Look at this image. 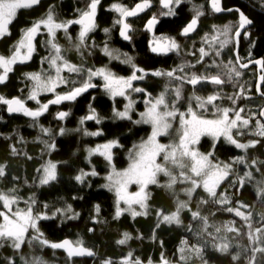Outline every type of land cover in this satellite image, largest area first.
<instances>
[{"label":"trees","instance_id":"1","mask_svg":"<svg viewBox=\"0 0 264 264\" xmlns=\"http://www.w3.org/2000/svg\"><path fill=\"white\" fill-rule=\"evenodd\" d=\"M150 1L153 8L130 22L133 28L132 39L131 42H124L118 38V24L115 23L118 15L111 6L120 4L129 8L138 0H100L97 28L86 40V46L81 51L70 50V41L77 43L76 28L72 27L68 31V44H62L63 38L59 41L63 47V56L84 72L107 68L115 75L129 77L133 70L132 65L143 69L148 74L134 84L135 87L144 89L142 92H134L133 98L139 101L137 110L144 107L141 100H153L160 94L164 95L168 110L180 108V113L186 115L188 107L191 106L204 119H215L219 114L217 109L243 108L242 118L248 119L249 124L245 129H234L231 134L240 143L258 141L255 147L246 151L237 149L222 136L214 139L207 134L202 135L194 146L201 154L211 152L210 160L214 163L232 164L230 174L217 189L218 195H226L230 203H215L202 188L196 189L189 197L185 194V189L191 187L190 182L181 183L179 180L169 188V183L165 182L167 177L161 176L159 184H149L145 188L147 207L140 209L145 214L134 217L130 212H121L117 216L115 196L104 187L110 165L101 156L89 157L88 150L105 142L116 141L119 147L112 150V165L117 170L124 169L128 164L130 150L150 133L148 125L135 122L138 112L135 111L131 119H116L114 109L121 108L122 100H110L100 87L90 89L77 97L64 122L57 120L56 116L61 110L65 111V103L50 107L36 120L23 114L8 117L5 105L0 104V169H3V175H0V193L16 199L14 210L31 208L35 216L47 217L39 219L37 225L39 232L43 234L42 238L49 244L67 239L74 245L81 242L83 247L94 252L91 259H69L57 249L41 245L29 237L19 250L12 247L13 241L10 239H0V264H31L33 261H42L43 264H105L106 261L121 264L129 253L132 254V260L139 259L141 264H158L162 256L171 264H185V261L180 260L179 251L184 246L183 241L188 243L184 253L190 257L187 264H264L262 252H256L255 259H252L253 248L264 247V232H255L256 228H264V194L258 191L264 187V137L256 135L259 131L256 121L260 120L259 111L264 101L254 92L255 69L241 71L236 66L233 43L224 47L218 57L214 49L211 52L206 46L205 49L211 53L207 61L198 62V49L205 37H214L226 26L232 29L230 38L233 36L235 26L239 24L237 13L216 15L209 8L210 0L182 2L173 16L161 18L156 31L157 34L175 37L179 52L156 55L150 52L149 34L145 29L146 22L157 11L155 0ZM88 2L89 0H44L37 9L20 10L12 24L10 35L0 40V56L8 58L22 32L43 18L47 12L54 11L62 20L67 21L84 10ZM192 5L202 6L205 11L198 17L197 31L189 37H183L181 31L191 20ZM222 5L224 9L240 10L252 21L251 28L246 31L247 37L243 35L240 39V60H264V0H222ZM105 46L113 50L118 58L106 56ZM46 54L38 45L29 61L13 65V71L0 84V96L5 99L20 98L28 108L37 110V105L27 99L30 81L26 77L40 71ZM212 57L217 62L214 65ZM128 58H131V63L122 62ZM115 59H120V62ZM229 69L235 71L230 73ZM155 71H174L176 76L179 74L183 79L151 75ZM235 72L240 75L236 76ZM195 73L208 76L219 74L225 82L217 86L208 82H201L195 87L185 84L188 75ZM65 78L69 83L59 88L58 93L69 91L74 86L72 81L76 82L75 86L82 82L80 78L78 81L68 75ZM178 88L179 97L174 92ZM262 92L264 94V87ZM213 94L220 97L214 101L215 107L211 104L206 109L196 107V97L206 99ZM51 99L53 97L50 95H44L39 100L43 104ZM89 106L95 110L99 123L96 120L80 123L82 117L90 114ZM161 110H164L163 107ZM171 122L168 134L160 139L163 143L176 142L182 131L179 116L176 115ZM42 129H47V133ZM241 156L245 158L244 164L233 163L235 158ZM47 161L57 165V179L41 185L40 173ZM252 161L257 162L256 166H251ZM93 170L97 175L85 176L83 183L75 180L77 175L91 173ZM181 171H178L179 175ZM245 172H251L252 176L245 177ZM241 178L244 179L242 187L239 183ZM178 202H186L188 206L179 214L181 223H163L162 215L175 212ZM69 206L71 212L67 211ZM96 206H99L98 213ZM227 207L239 208L249 216L252 228L249 229L248 223L234 212H227ZM193 211H199L201 217H207L209 226L206 231L203 221L192 217ZM228 226L238 231L229 232ZM217 228L220 229L219 232L216 231ZM250 231L260 237L257 244L249 240ZM208 233L212 235L209 236ZM125 234L129 239L124 245L118 244L117 241L124 239ZM223 243L229 245L226 252L218 251L214 247ZM192 245L202 248L201 257H196L189 251ZM233 256L238 259L233 260Z\"/></svg>","mask_w":264,"mask_h":264},{"label":"snow or ice","instance_id":"2","mask_svg":"<svg viewBox=\"0 0 264 264\" xmlns=\"http://www.w3.org/2000/svg\"><path fill=\"white\" fill-rule=\"evenodd\" d=\"M40 0H0V37L9 34V25L12 24L14 19L17 16L18 10L20 9H28L37 4H39ZM182 0H160V4L164 9H167L166 12L163 13L165 16L173 15L172 5L179 6ZM100 3V0H89L84 10L80 11V15L78 19L66 21V22H57L54 19L53 14L50 12L46 19H43L31 27L26 29L23 33L22 38L15 46L13 54L5 58L4 56H0V69L3 70L2 74H0V84L4 83L8 77V74L13 71V65L23 64L29 61L35 51L34 47V39L39 33L41 27L47 30V34L50 37L48 44L50 45V53L49 56L45 58L48 63L49 69L54 70V74L52 71L48 73H31L27 75V79L32 83V88L29 91L28 100L36 101L37 104H40L38 99L39 95L43 93H54V99L49 100L47 103L40 104V107L37 110H31L25 106V102L20 98H12L5 99L0 96V104L7 105V111L9 113H22L24 116L31 117L33 120H36L38 117L43 115L47 110L50 104L59 105L63 102H72L77 99L84 92L88 91L89 88L97 87V85L93 84V77H101L103 79V89L106 93H108L111 97L123 96L126 99V90L132 89L134 92H142L144 89L140 87H133V81L143 80L145 76L148 74L144 72L143 69L132 65L133 73L130 77L125 79L124 77H118L111 71L100 68L98 70H88L87 79L79 84V86H75L76 82L72 81L74 85L69 91L61 94L56 93V89L61 85L67 86L69 81L62 75V71H68L70 73H80V68L75 65L68 63L61 54V48L55 43V35L59 30H63L67 33L68 28L72 24H76L80 26L79 35L77 38L78 43L75 47L79 49H83L86 46V38L88 34L95 30L96 23L95 18L97 15V7ZM151 6L150 0H142L140 3H136L135 6L131 9L124 7L120 4H113L112 10L119 14V19L115 21L116 24L120 25V36L124 40H130L131 37L128 35L130 31V24L126 22L128 17H135L139 13L145 11L147 8ZM211 10L214 13H220L224 11L221 7V0H210ZM239 11V10H237ZM203 15V12L197 11L196 18L191 19L190 23L187 24L186 27L182 30V35H188L190 32L194 31L197 23L198 17ZM158 23V20L155 16H153L148 21V30L152 31L154 25ZM252 21L248 19L243 12L239 14V24L238 28L235 31V37L237 40L241 36V31L245 29L246 25L251 24ZM108 32V29L104 30ZM232 29L228 26L224 28V30L219 34L223 37L220 40L219 49L215 51V55L218 57L221 54V50L228 45L230 42V33ZM245 37H247L248 33L244 32ZM219 39V37H216ZM154 46L151 47L152 52L157 54H167L168 52L176 49L178 45L174 40H171L166 37H161L159 40H155L153 42ZM200 52V60L198 62H203V58L209 55L208 52L205 51V48L201 47L199 49ZM104 54L109 57H113V50H110L107 46L104 48ZM118 58V57H116ZM124 63H131V58H128L124 61ZM215 60L212 61V64H216ZM231 63V62H230ZM256 64L260 65L264 68V60H256ZM242 67H247V64H242ZM211 67V65H209ZM235 71L234 69H229V72ZM137 73H141L137 75ZM153 76H162L166 75L168 77H173L174 72L168 71L167 73H161L159 71L152 72ZM236 76H239V72H235ZM176 79H183L180 76H176ZM231 75H229V79H231ZM260 80L264 82V75H261ZM186 83L191 84L195 87L197 84L201 82H208L213 85H222L224 84V80L221 78L219 74L217 75H196L192 74L189 78L185 80ZM259 88V86H258ZM177 96L179 97V89H177ZM220 99L218 95H209L207 98L196 97L197 104L196 107L200 109H206L207 105L211 104L215 107L214 101ZM147 107L146 111L141 113V119L139 121H135L136 123H144L149 124L152 127L151 135L145 142L140 143L135 146V149L129 153V166L124 171H116L115 168L112 169V172L106 177L108 183L104 185V187L108 188L109 191H114L117 201V212L116 215L119 216L121 210L119 208V204L123 201L125 204L129 206V210H131V206L133 204L139 205L140 209H145L147 196L145 194V188L149 184L157 183V174L163 173L165 176L170 178V182L167 185L169 188L172 185L177 183V177L172 174V172L164 165L157 163V157L163 154V160L168 163L170 162L172 165L178 166L182 171L180 172V177H182L181 183L190 182L191 187L185 189V194L191 197V195L198 188H202L203 192L207 194L208 197L214 199L215 203L219 205H225L230 203L228 197L224 194L218 195L217 189H219L222 182L228 177L230 174L232 164H218L214 163L210 160V156L212 153L201 154L198 152L193 145L197 144L200 137L202 135H210L214 139H218L221 136L228 141L230 144L234 145L235 148L241 150H247L250 147H255L258 141H251L249 143H240L236 139L233 138L231 134V130L233 128L238 127V122H240L243 126H248L249 120L246 118H242L241 113L244 111L243 108L236 110L230 108H222L217 109V112L220 114L217 119H204L201 118L197 114L196 111L193 110L191 106L188 107L187 114L180 115V127L181 133L179 135L178 143L165 145L158 142V137L161 135H166L168 130L171 128L170 120L174 119L176 116L175 109L168 110V105L165 103L164 96L161 95L154 102L146 101ZM163 106L164 110H160V107ZM91 109V106H89ZM132 103L129 102L126 105L125 110L120 112H115V116L120 119H131L129 116V109H131ZM234 113V119H229V113ZM69 113L67 111H60L58 113L57 118L59 120H64ZM259 115L264 117V110L260 111ZM190 117V118H189ZM87 120H96L99 123V119L97 118V114L94 109H91L90 114L81 118L80 123L83 124ZM257 127L259 131L256 135L264 137V123L260 120L256 121ZM45 133H47V129H42ZM61 133H63V129H61ZM88 135H98L100 133H85ZM50 147L54 148V145H50ZM115 147H119V144L116 141H112L109 143H105L97 146L95 149L89 150V155L96 154L102 156L109 165L112 164V149ZM186 158V160H185ZM233 163H245V158L243 156L235 158ZM256 161H252L251 166H256ZM247 166V165H246ZM57 165L55 163H49L43 169V177L40 181L41 184L46 185L51 181H55L57 179L56 173ZM183 169H187L185 172ZM259 170V169H257ZM190 173V174H189ZM0 175H3V169H0ZM87 175L95 176L97 173L93 170L91 173H82L81 175H77L75 180L77 182L83 183L84 177ZM245 177H251V172H245ZM199 178V179H197ZM241 187L244 184V179L241 178L239 181ZM136 184L139 186V191L135 193H130L128 188L130 185ZM261 194H264V187L258 189ZM0 201L3 202V208L7 209L8 212L0 211V218H2V223H0V239H10L13 241L12 247L16 250L21 248V245L24 243L25 234L31 228L36 235L33 236L34 240H37L41 245H47L53 249H63L66 251L69 258L78 257V256H93L94 252L90 249L83 247L81 242H77V245L74 246L73 243L67 239H65L61 243H51L45 239H43V234L39 232V228L37 222L39 219H44L47 217L44 216H34L31 208H27L26 210L16 209L12 210V205L16 203V199L14 197H9L4 194H0ZM207 203L206 200L203 201ZM186 202H178L177 210L169 215H162V222L167 224L175 223L179 225L181 223L179 214L181 210L186 209ZM241 207H245L241 205ZM229 213H235L236 216L241 217L245 222L248 223V228H252V224L249 222V216L245 215L244 212L240 211L239 208L227 207L225 209ZM59 211V210H58ZM68 212H71L72 209L69 206L67 209ZM97 213L99 212V206H96ZM8 213H11L9 215ZM145 214L143 211H132V215L138 216ZM158 215H161L158 213ZM191 215L194 219H201L204 224V230L206 231L208 228V220L207 217H201L199 211L191 212ZM73 218V217H69ZM191 230V228H189ZM217 232L220 231L219 228L216 229ZM227 231H238L237 229L228 226ZM256 233L264 232V228H256ZM211 236V233H208ZM249 240L253 242V244H257L260 240V237L257 235H253L252 232H249ZM129 239L128 235L125 234L124 239L117 241L118 244L124 245L126 241ZM215 239V237H213ZM182 246L179 251L181 253L180 260L187 261L190 259L189 256H186L185 250L188 247L187 241H183ZM217 247L218 251L226 252L229 245L227 243H223ZM192 253L195 254L196 257H201L202 248L197 245H192L189 249ZM262 252L264 253V247H254L253 248V260L255 259V253ZM132 254L129 253L128 257L121 261V264H141L139 259L132 260ZM238 259L237 256H233V260ZM27 264V262H26ZM31 264H43L42 261H33ZM105 264H111L110 261H106ZM161 264H171L170 261L165 257H161Z\"/></svg>","mask_w":264,"mask_h":264},{"label":"rangeland","instance_id":"3","mask_svg":"<svg viewBox=\"0 0 264 264\" xmlns=\"http://www.w3.org/2000/svg\"><path fill=\"white\" fill-rule=\"evenodd\" d=\"M139 1V0H138ZM187 0H182V2H186ZM155 2H156V7H157V11L155 12V15H153V16H155L156 18H157V20H159V18L161 19L162 17H171V16H173L174 14H175V10H176V8L178 7V6H176V5H172L171 7H172V9H173V15H169V16H165V15H163V13L164 12H166L167 11V9H163V8H161L160 7V5H159V2H160V0H155ZM181 2V3H182ZM113 6V5H112ZM112 6H111V8H112ZM122 6H124V7H126L125 5H122ZM114 11V10H113ZM191 11H192V13H191V19H193V18H196V14H197V11H199V12H203L204 13V11H205V9L204 8H202V6H198V5H192L191 6ZM52 14H53V16H54V19L57 21V22H66V21H64V20H62L60 17H59V15L58 14H56V12H54V11H50ZM50 12H47V14H45V16L43 17V18H41L40 20H38V21H36L35 23H37V22H39V21H41V20H43V19H46L47 18V16H48V14L50 13ZM115 12V11H114ZM80 13V12H79ZM115 14H117L118 15V19H119V14L117 13V12H115ZM152 16V17H153ZM151 17V18H152ZM151 18H149V19H151ZM148 19V20H149ZM67 21H70V20H67ZM34 23V24H35ZM148 23V22H147ZM199 24V23H198ZM32 26V25H31ZM30 26V27H31ZM132 26V25H131ZM146 26V25H145ZM119 27H120V25H118V30H119ZM235 31L237 30V28H238V26H235ZM68 30H70V28H68ZM68 30H67V33H65L63 30H59V31H57L56 32V35H55V43L61 48V54H62V56L64 55L63 54V52H62V50H63V47L61 46V43H59V41H60V39H64L63 41V43L62 44H68ZM220 31V30H219ZM223 31V30H222ZM222 31H220L219 32V34L222 32ZM235 31H234V34H235ZM40 33H41V36H40V43H39V47L40 48H42L44 51H46V56L48 57L49 56V53H50V45L48 44V41H49V39H50V37L48 36V34H47V30L46 29H44L43 27H41V29H40V31H39ZM23 33L24 32H22V35H21V37H20V39L22 38V36H23ZM75 33H76V36H78L79 35V33L78 32H76L75 31ZM218 33L217 34H215L214 35V37H212V38H209V37H205L204 38V41L202 42V44L200 45V47H199V49L201 48V47H203V48H206V46H208V49H210V51L212 52V50L214 49V51H216V50H220L219 49V44H220V40L221 39H223V37L222 36H220ZM231 34V33H230ZM234 34H233V36H234ZM131 36V35H130ZM233 36L230 38V42L228 43V45H230L231 43H233L234 44V40H233ZM161 37H166V38H169V39H171V40H174L175 42H176V44L178 45V47L176 48V49H174V50H172V51H170L171 53L172 52H179V44H178V40L175 38V37H171V36H168V35H160V36H157V35H153L152 36V44H153V42L155 41V40H159ZM216 37H219V39H216ZM78 38V37H77ZM20 39L18 40V42L20 41ZM131 39H132V37H131ZM77 43H78V41L77 40H75ZM130 41V40H129ZM18 42H16V44L14 45V48H15V46L18 44ZM131 42V41H130ZM77 43H72V41H70V44H71V46H70V50H74L75 52H77V51H81L82 49H77L76 47H75V45L77 44ZM152 46H154V44L152 45ZM226 47V46H225ZM14 48H13V50H12V52H11V54H10V56L13 54V51H14ZM66 49H68V48H66ZM84 49V48H83ZM199 49H198V53H199V59H200V52H199ZM193 51V50H192ZM205 51L206 52H208L209 54L211 53V52H209V51H207L206 49H205ZM233 51H234V46H233ZM115 55H117L115 52H113V57H110V58H113L114 59V57H116ZM192 55V54H191ZM9 56V57H10ZM195 56V55H194ZM64 57V56H63ZM207 58H208V55L207 56H205L204 58H203V60L204 61H207ZM64 59L68 62V63H70L65 57H64ZM115 60H117V61H119L120 62V59H115ZM212 61L214 60V57H212V59H211ZM71 64V63H70ZM73 65V64H72ZM237 66V65H236ZM98 69H100V68H95V69H93V71H95V70H98ZM105 69H107V68H105ZM81 70V69H80ZM108 70V69H107ZM49 71H52L53 72V74H54V70H50L49 69V66H48V63H47V61L46 60H44V62H43V66H42V68L40 69V71L39 72H37V73H41V72H43V73H48ZM110 71V70H109ZM2 72H3V70L2 69H0V74H2ZM174 72V71H173ZM85 73V75L83 76V74ZM87 73H88V70H86L85 72L83 71V70H81L80 71V73L79 74H76V73H70V72H68V71H62V75L64 76V77H66L67 75L68 76H72V77H75L76 79L75 80H78V81H80L79 80V78L81 79V81L83 82L84 80H86L87 79ZM113 73V72H112ZM132 73H133V70L131 71V73H130V75H129V77L132 75ZM72 74V75H71ZM141 73H137V75H140ZM178 74V73H177ZM196 75H206V74H199V73H195ZM192 75V74H191ZM190 74L188 75V77H190L191 76ZM116 76H118V75H116ZM178 76H180L179 74H178ZM118 77H122V76H118ZM157 77V76H156ZM176 77V75H175V72H174V76L172 77V78H175ZM27 78V77H26ZM125 79H127L128 77H124ZM221 78L223 79V76H221ZM224 80V79H223ZM255 80H256V78H255ZM139 81H141V80H136V81H133V87L135 88V86H134V84L135 83H137V82H139ZM93 84H95V85H97V87H100V89L104 92V94L110 99V100H112V101H116L117 99H121L122 101H121V103H120V105H121V108L120 109H114V117L116 118V119H120V118H118V117H116L115 116V112H117V111H120V112H122V111H124L125 110V107H126V105H128L129 104V102L131 101V103H132V107H131V109H129V116L132 118V115H133V113L136 111V112H138V115L136 116V121H139L140 119H141V113H143V112H145L146 111V109H147V107L149 106L148 104H146L145 102L146 101H150V102H154L157 98H159L161 95H163V94H160L159 96H157L155 99H153V100H150L149 98H146V101H142L141 100V102H143V104H144V107H142V109L141 110H137V108H136V106H137V104H138V99H135V98H133V96H134V91H132V89H127L126 90V96L128 97L127 99L125 98V97H123V96H116V97H111L108 93H106L105 91H104V89H103V79L101 78V77H93L92 78V81H91ZM185 84H188V83H186L185 82ZM211 84V83H210ZM189 85H191V84H189ZM223 85V84H222ZM192 86V85H191ZM217 86V85H216ZM61 87H65V85H61L60 87H58L57 89H56V93H58L57 92V90L59 89V88H61ZM31 88H32V83L30 82V85H29V91L31 90ZM95 88V87H94ZM90 89H93V88H89L88 90H90ZM179 89V88H178ZM179 91H180V89H179ZM175 93H177V89H175V91H174ZM179 94H180V92H179ZM44 95H50L51 97H53L54 98V96H55V94L54 93H43V94H41V95H39V97H38V99H40V97L41 96H44ZM164 96V95H163ZM178 97V96H177ZM32 101V100H31ZM40 101V100H39ZM32 102H34L36 105H37V109L40 107V104H42V102L40 101V104H37V102L36 101H32ZM66 105H67V107H65V108H63L65 111H67V112H70V107H71V104L73 103V101L72 102H64ZM64 103H62V104H64ZM142 104V105H143ZM163 106H161L160 107V110H161V108H162ZM5 108H7V105H5ZM62 111V110H61ZM162 111V110H161ZM175 111H176V115L177 116H179V118H180V115H181V113L180 112H182L181 111V109L180 108H175ZM233 112H230L229 113V119H234V113L232 114ZM22 114V113H21ZM219 116H220V114H218V116L217 117H215V119H217V118H219ZM241 116H242V114H241ZM173 119H171L170 120V123H171V125H172V121ZM59 121H65V119L64 120H59ZM144 124V123H143ZM146 125H148L149 127H150V133H149V135H148V137L151 135V131H152V127H151V125H149V124H146ZM247 127V126H246ZM245 126H243L240 122H238V129H245L246 128ZM237 128H233L232 130H231V133L233 132V130L234 129H237ZM170 130V129H169ZM169 130H168V132H169ZM168 134V133H167ZM166 134V135H167ZM166 135H161V136H159L157 139H158V142L159 143H162V144H165V145H169V144H175V143H178V140L176 141V142H172V141H169V142H166V143H163V142H161L160 141V139H161V137H164V136H166ZM148 137L146 138V139H143L142 141H140V142H138L137 144H135L134 145V147L130 150V152H132L134 149H135V146H137V145H139L140 143H142V142H145L147 139H148ZM178 139H179V137H178ZM109 142H112V141H109ZM109 142H105V143H109ZM105 143H103V144H105ZM100 145H102V144H100ZM196 145V144H195ZM195 145H193L192 147H194ZM97 146H99V145H96V146H94L93 148H91V149H95ZM90 150V149H89ZM89 150H88V154H89ZM113 150V149H112ZM111 150V151H112ZM129 152V153H130ZM93 156L94 155H96V154H92ZM92 155H89V157L90 156H92ZM99 156V155H98ZM102 157V156H101ZM112 157H113V152H112ZM103 158V157H102ZM104 159V158H103ZM113 159V158H112ZM185 160H186V158H185ZM49 163H53V162H50V161H47L46 163H45V165L43 166V168L41 169V173H40V178H39V183H40V181H41V179H42V177H43V175H44V173H43V169L46 167V166H48V164ZM129 163H130V160H129V156H128V164H127V166L124 168V169H122V170H117V169H115L116 171H124V170H126L127 168H128V166H129ZM157 163H159V164H164L171 172H172V174L173 175H175L176 177H177V182H179V180L181 181V178H180V175L178 174V171H180V168L178 167V166H175V165H172L170 162H168V163H166L164 160H163V154H161L160 156H158L157 157ZM112 165V164H111ZM110 165V168H109V172H108V174L106 175V177L112 172V169L114 168L113 167V165L111 166ZM161 176H165L163 173H158L157 174V177H156V179H157V183L156 184H159L160 182H159V179H160V177ZM106 177H105V185L108 183V181H107V179H106ZM165 177H167V179L165 180V182H166V184H168L169 182H170V178L168 177V176H165ZM41 184V183H40ZM42 185V184H41ZM133 186H135V187H137L136 189H134L133 188ZM108 189V188H107ZM134 189V190H133ZM128 191L130 192V193H135V192H137V191H139V186L138 185H136V184H132V185H130L129 186V188H128ZM113 194H114V196H115V193H114V191H111ZM0 194H2V193H0ZM145 194H146V196H147V193H146V190H145ZM4 195H6V194H4ZM7 196H9V195H7ZM9 197H11V196H9ZM115 199H116V196H115ZM146 202V201H145ZM14 205L15 204H13L11 207H12V210L13 211H15L14 210ZM119 208H120V210H121V212H126V213H128V212H130L131 213V215H132V211L134 210V211H141L140 210V207H139V205H136V204H133L132 206H131V210H129V206L127 205V204H125L123 201H121L120 202V204H119ZM116 210H117V201H116ZM144 210V209H143ZM0 211H5L6 213L8 212V210L7 209H5V208H3V202L2 201H0ZM33 213V212H32ZM9 215H11V213H8ZM34 215V214H33ZM35 216V215H34ZM0 223H2V218H0ZM36 235V233L30 228L29 229V231L25 234V237H24V242L28 239V237L29 238H31V239H33V236H35ZM12 241V240H11ZM23 245V244H22ZM21 245V246H22ZM158 264H161V262L160 263H158Z\"/></svg>","mask_w":264,"mask_h":264},{"label":"water","instance_id":"4","mask_svg":"<svg viewBox=\"0 0 264 264\" xmlns=\"http://www.w3.org/2000/svg\"><path fill=\"white\" fill-rule=\"evenodd\" d=\"M41 1L42 0H40V2H39V4H37V5H35V6H33V7H31V8H36V7H38L39 5H40V3H41ZM140 2H142V0H140V1H138V2H136V3H140ZM135 3V4H136ZM135 4L131 7V8H133L134 6H135ZM150 4H151V6L149 7V8H147L145 11H143V12H141V13H139L137 16H135V17H128L127 19H126V22L128 23V21L129 20H131V19H135V18H138V17H140V16H142V15H144L146 12H148L150 9H152L153 8V3L150 1ZM159 5H160V7L161 8H163L162 7V5L160 4V2H159ZM221 7L223 8V5H222V0H221ZM130 8V9H131ZM209 8L211 9V6H210V1H209ZM164 9V8H163ZM224 9V8H223ZM238 9H236V8H232V9H225L224 11H222V12H220V13H215L216 15H228V14H230V13H232V12H236L237 13V16H238V21H239V14H240V10L239 11H237ZM213 12V11H212ZM248 18V17H247ZM78 19V18H77ZM96 19H97V15H96V18H95V23H96ZM191 21V20H190ZM190 21L188 22V23H190ZM187 23V24H188ZM187 24L185 25V27L187 26ZM157 25V24H156ZM156 25H154V27H153V29H152V31H149L148 30V23H147V30L149 31V32H154V30H155V28H156ZM251 25H252V23L251 24H249V25H246L245 26V29L244 30H242L241 31V36H240V38L237 40V38L235 37V34H234V36H233V40H234V56H235V61H236V65H237V67L241 70V71H247V70H249V69H251V68H254L255 69V73H256V80H255V85H254V92H255V95L258 97V98H260V99H262L263 101H264V94H263V92H262V90H263V87H264V82H262L261 80H260V77H261V75H264V68H262L260 65H258V64H256L255 63V61L256 60H262V59H256V60H250V61H245V62H242L241 60H240V57H239V45H240V39L242 38V36L244 35V32H246L248 29H250L251 28ZM10 26V25H9ZM71 27H80L79 25H76V24H72V25H70ZM121 27V26H120ZM120 27H119V33H120ZM197 29H198V23H197V26H196V28H195V30L194 31H192V32H190L188 35H182V36H184V37H189V36H191V35H193L196 31H197ZM183 30V29H182ZM131 32H132V28H131V26H130V31H129V33H128V35L130 36V34H131ZM118 33V35H119V38L121 39V40H124L121 36H120V34ZM181 33H182V31H181ZM35 39H36V37H35ZM35 39H34V41H33V43H35ZM242 64H247L248 66L247 67H242L241 65ZM258 86H259V88H258ZM54 99V98H53ZM26 106V105H25ZM52 106H55L54 104H50L49 105V107H48V109L50 108V107H52ZM27 107V106H26ZM30 109V108H29ZM32 110V109H31ZM262 110H264V105H263V107L260 109V111H262ZM260 111H259V113H260ZM18 114H21V113H9L8 111H7V108H6V115L8 116V117H11V116H15V115H18ZM57 116H58V114H57ZM57 116H56V118H57ZM259 117H260V120L262 121V123H264V117H261L260 115H259ZM57 120H59L58 118H57ZM64 240H62V241H60L59 243H61V242H63ZM74 245V244H73ZM74 246H76V245H74ZM58 251H60V252H62V253H64L65 255H66V257H68V255H67V253H66V251H64L63 249H57ZM94 256V255H93ZM93 256H91V257H89V256H78V257H72V258H69V259H91Z\"/></svg>","mask_w":264,"mask_h":264},{"label":"flooded vegetation","instance_id":"5","mask_svg":"<svg viewBox=\"0 0 264 264\" xmlns=\"http://www.w3.org/2000/svg\"><path fill=\"white\" fill-rule=\"evenodd\" d=\"M42 1H44V0H42ZM42 1H41V3H42ZM46 1V0H45ZM140 1V0H139ZM43 3H45V2H43ZM134 5V4H133ZM132 5V6H133ZM131 6V7H132ZM131 7H129V9L131 8ZM34 9H37V8H34ZM33 8H28V9H20V10H34ZM20 10H18V12L20 11ZM151 10V9H150ZM176 10H177V8H176ZM176 10H175V13H176ZM98 14H99V5H98V7H97V18H98ZM17 15H18V13H17ZM79 15H80V13L74 18V19H77V18H79ZM153 15H155V13L153 14ZM152 15V16H153ZM151 16V17H152ZM74 19H71V20H74ZM135 19H137V18H135ZM15 20V19H14ZM133 19H131V20H129L128 21V23L130 24V26H131V21H132ZM150 20V19H149ZM148 20V21H149ZM147 21V22H148ZM160 21H161V19L159 18V20H158V23H157V25H156V28H155V30H154V32H149L148 30H147V22H146V26H145V29H146V31L148 32V34H149V38H148V46L150 47V52L152 53V54H156V55H161V54H157V53H154V52H152V50H151V47H152V36L153 35H157V36H160V35H163V34H160V33H156V31H157V28H158V25H159V23H160ZM14 22V21H13ZM13 22H12V24H13ZM12 24L9 26V34H7V35H4V36H8V35H10V33H11V27H12ZM70 29L72 28L71 26L69 27ZM74 28H76L75 30H76V32H78L79 33V31H80V27H74ZM96 28H97V19H96ZM95 28V29H96ZM131 28H132V26H131ZM69 31V30H68ZM91 33H93V31L92 32H90L89 34H88V36H87V38H86V40L87 39H89L90 38V35H91ZM118 33H119V30H118ZM132 33H133V28H132V32H131V36L130 37H132ZM4 36H2V37H0V40L4 37ZM40 36H41V33L39 32L38 34H37V36H36V39H35V43H34V47H35V50H36V48L38 47V45H39V43H40ZM78 37V36H77ZM118 38H119V35H118ZM120 39V38H119ZM120 41H124V42H127V41H129V40H121L120 39ZM130 41H131V39H130ZM35 52V51H34ZM164 55V54H163ZM64 103V102H63ZM62 104V103H61Z\"/></svg>","mask_w":264,"mask_h":264},{"label":"bare ground","instance_id":"6","mask_svg":"<svg viewBox=\"0 0 264 264\" xmlns=\"http://www.w3.org/2000/svg\"><path fill=\"white\" fill-rule=\"evenodd\" d=\"M184 37V36H183Z\"/></svg>","mask_w":264,"mask_h":264}]
</instances>
